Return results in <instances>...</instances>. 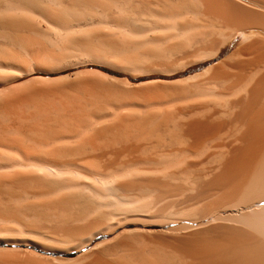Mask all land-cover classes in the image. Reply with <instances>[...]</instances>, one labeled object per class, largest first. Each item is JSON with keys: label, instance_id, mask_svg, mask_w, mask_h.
Instances as JSON below:
<instances>
[{"label": "bare ground", "instance_id": "bare-ground-1", "mask_svg": "<svg viewBox=\"0 0 264 264\" xmlns=\"http://www.w3.org/2000/svg\"><path fill=\"white\" fill-rule=\"evenodd\" d=\"M0 264H264V0H0Z\"/></svg>", "mask_w": 264, "mask_h": 264}, {"label": "rangeland", "instance_id": "rangeland-1", "mask_svg": "<svg viewBox=\"0 0 264 264\" xmlns=\"http://www.w3.org/2000/svg\"><path fill=\"white\" fill-rule=\"evenodd\" d=\"M75 256V255H74Z\"/></svg>", "mask_w": 264, "mask_h": 264}]
</instances>
